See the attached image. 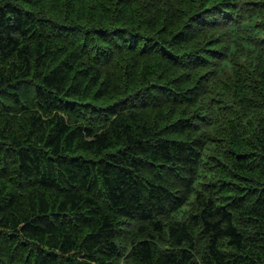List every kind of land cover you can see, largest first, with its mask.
Masks as SVG:
<instances>
[{"label":"trees","instance_id":"trees-1","mask_svg":"<svg viewBox=\"0 0 264 264\" xmlns=\"http://www.w3.org/2000/svg\"><path fill=\"white\" fill-rule=\"evenodd\" d=\"M0 264H264V0H0Z\"/></svg>","mask_w":264,"mask_h":264}]
</instances>
